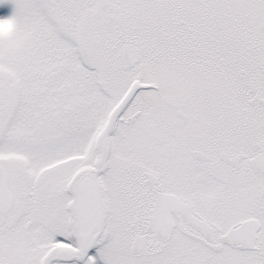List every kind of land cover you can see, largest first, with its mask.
I'll use <instances>...</instances> for the list:
<instances>
[{
  "label": "snow or ice",
  "instance_id": "obj_1",
  "mask_svg": "<svg viewBox=\"0 0 264 264\" xmlns=\"http://www.w3.org/2000/svg\"><path fill=\"white\" fill-rule=\"evenodd\" d=\"M101 262L264 264V0H0V264Z\"/></svg>",
  "mask_w": 264,
  "mask_h": 264
},
{
  "label": "rangeland",
  "instance_id": "obj_2",
  "mask_svg": "<svg viewBox=\"0 0 264 264\" xmlns=\"http://www.w3.org/2000/svg\"><path fill=\"white\" fill-rule=\"evenodd\" d=\"M7 7H8V10L11 11L12 5L9 4Z\"/></svg>",
  "mask_w": 264,
  "mask_h": 264
},
{
  "label": "flooded vegetation",
  "instance_id": "obj_3",
  "mask_svg": "<svg viewBox=\"0 0 264 264\" xmlns=\"http://www.w3.org/2000/svg\"><path fill=\"white\" fill-rule=\"evenodd\" d=\"M101 264H102V262H101Z\"/></svg>",
  "mask_w": 264,
  "mask_h": 264
}]
</instances>
